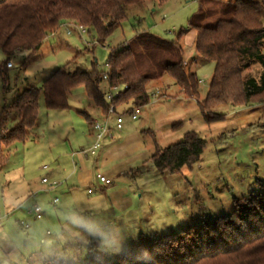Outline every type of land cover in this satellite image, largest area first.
Masks as SVG:
<instances>
[{
	"label": "rangeland",
	"instance_id": "374dc122",
	"mask_svg": "<svg viewBox=\"0 0 264 264\" xmlns=\"http://www.w3.org/2000/svg\"><path fill=\"white\" fill-rule=\"evenodd\" d=\"M233 1L145 0L141 5L127 7V20L112 31L102 46H93L96 41L93 34L77 35L73 31L67 34L73 25H62L45 38L34 54L17 52L10 58L12 66L6 71L7 78L0 81V114L16 93L29 87L41 88L58 68L64 67L68 72L76 69L89 72L95 68L106 73L111 48L122 46L142 32L174 42L180 30H189L194 15L214 7L216 10L218 4L216 7L213 3ZM214 19L208 17L201 23H212ZM190 33L186 32L179 44L184 51L185 67L201 81L198 102H202L214 65L195 54L193 44L189 43ZM260 73V66L254 64L245 75L258 81ZM166 81L171 86L158 88L157 97L160 95L162 101H167L164 97L169 96L170 100L162 109L152 107L159 108L156 112L152 108L142 110L134 124L139 125V120L144 119L159 147L180 141L186 132H195L205 141L203 153L190 169L178 173L161 174L151 161L140 168L136 181L127 186L135 195L126 210L110 205L106 196L92 189L93 197L79 191L80 195L74 199L60 194L59 190L55 207L49 205L55 192L45 193L47 202L44 201V215L39 221L25 212L34 202L32 189L54 168L55 160L59 157L68 161L69 154L76 150L73 144L76 138L80 141L91 134L78 113L88 104L82 87H77L68 98L67 110H49L40 97L35 126L26 138L10 145L0 140V213L12 212L0 221V264H42L52 255L81 262L86 259L85 245L91 239L100 242L103 255L115 257L141 240L183 231L228 215L233 210V200L264 192V104L218 106L213 111L221 118L205 121L197 101H178L179 89L168 76L163 78ZM152 84L147 85L149 90ZM173 118L179 121L175 126L162 123ZM16 123V111H9L0 127V137ZM166 127L174 129L172 135H165ZM145 139L153 151L152 137ZM44 165L49 168L47 172L42 170ZM20 221L29 229H23Z\"/></svg>",
	"mask_w": 264,
	"mask_h": 264
},
{
	"label": "trees",
	"instance_id": "16d2710c",
	"mask_svg": "<svg viewBox=\"0 0 264 264\" xmlns=\"http://www.w3.org/2000/svg\"><path fill=\"white\" fill-rule=\"evenodd\" d=\"M144 1L0 0L3 56L0 81L7 78V64L12 56L17 52L34 54L60 26L75 21L86 29L87 35L95 36L93 46H102L112 31L127 20V7ZM213 5L216 10L215 7L201 9L194 15L189 30H180L174 42L142 32L122 46L111 48L106 73L95 68L89 72L80 69L68 72L62 67L51 73L41 88L29 87L16 93L0 114V127L9 111H16L17 123L0 140L4 145L24 140L35 126L39 98H43L49 110H67L68 96L77 87H82L89 102L105 113L109 106L104 98L108 86H126L110 104L119 106L130 101L132 107H142L149 102L147 85L165 76L171 78L184 100L197 101L205 121L221 118L213 111L218 106L264 104V0H234ZM208 17L215 19L212 23H201ZM191 30L195 32V54L214 65L202 102H198L199 80L185 67L184 51L179 44L181 37ZM254 64L261 68L258 81L245 75ZM105 74L107 80L103 81ZM204 145V140L189 131L180 141L166 147L154 142L149 160L161 174L178 173L199 161ZM99 248L100 242L91 239L85 245L84 261L52 255L42 264H264V192L233 200V210L228 215L183 231L141 240L121 255L109 257Z\"/></svg>",
	"mask_w": 264,
	"mask_h": 264
},
{
	"label": "crops",
	"instance_id": "0c3cea01",
	"mask_svg": "<svg viewBox=\"0 0 264 264\" xmlns=\"http://www.w3.org/2000/svg\"><path fill=\"white\" fill-rule=\"evenodd\" d=\"M194 37L195 32L191 30L189 39V43H191V45L193 44ZM163 78L153 81L154 84H152L153 86L150 90L147 88L150 95L149 102L147 105L139 107V114L142 110L149 109L154 106H158L160 109H162V105L166 104L170 100L169 96L164 97L167 99V101H162L163 98H161L160 95L157 97L156 90H159L158 88L165 86V88L168 89L171 86V83H168L167 81L163 82ZM75 89L70 92L68 98L72 96V93ZM82 93L84 97H86L84 90ZM180 99L184 100L182 95L181 98L177 100L180 101ZM86 100L88 101L86 109H82V111L78 113L82 116L85 123L87 124L88 131L90 130V123L93 120H103L106 118V115L105 112L94 107L89 102L87 97ZM122 107V109L132 108V104L129 101L124 103ZM159 108L155 107V110L153 108L151 110L156 112ZM138 116L136 120H131L129 118L130 122L128 116H125L123 118V124L120 130L114 129L112 117H108L114 137L113 139L106 138L103 140V148L95 157L83 158L78 154L73 155V153H77L80 150L89 148L94 141L93 135L89 133V135L84 134V138H81L80 141L77 137L76 141L73 143L76 146V150H73L69 154L68 161L65 158L60 159L58 157L55 160L57 164L54 166V168L47 172L49 170L48 168L47 171H44L47 172V174L42 176L47 177L49 180L59 181L61 182V185L55 190H52V192L46 191L44 193H39L34 198V201H36L43 208L47 202V195L45 193L49 194L48 192H50V194L55 192L53 197L58 198L59 194H56V192H59L60 190V194H64L67 197L74 199L75 197L78 198V195H80L79 191L83 193L86 191V195H89V198L93 197L92 193L94 191H99L101 196H106L110 205L121 211L128 209L135 192L129 191V187L127 188V186L136 181L138 175L141 173L140 168L150 163L149 157L152 153V150L149 149V143L145 137L149 136L152 137V139L155 137L146 122L143 121L144 119L139 120V125L134 124V122L138 121ZM178 122L179 121L173 118L167 120L165 119L162 123L167 126H175ZM164 131L165 135L169 136L172 135L174 129L166 127ZM153 142H155L154 139ZM99 176H104L105 178L110 179L111 183H101L99 181ZM40 186L41 185L39 183L35 189H32V193L30 195H33L34 192L39 190L41 191L43 188ZM110 186H113L112 189H108ZM92 189H94V191H92ZM81 196H84V194H81ZM96 198L97 197L94 196V199Z\"/></svg>",
	"mask_w": 264,
	"mask_h": 264
},
{
	"label": "built area",
	"instance_id": "2783aa9c",
	"mask_svg": "<svg viewBox=\"0 0 264 264\" xmlns=\"http://www.w3.org/2000/svg\"><path fill=\"white\" fill-rule=\"evenodd\" d=\"M72 23H70L71 25ZM69 25V24H67ZM72 29H68L66 31L67 34L76 33L77 35H83L86 34V29L82 26H79L78 24L73 23L72 24ZM11 63L7 64V67H11ZM107 80V75L105 74L103 76V81ZM201 82V81H199ZM126 89V86L124 85H116V86H108L106 91H105V101L109 103V106L106 110V118L103 120H93L90 123V133L93 135V143L91 146L87 149L80 150L77 153H73V155L78 154L79 156L86 158V157H95L103 148V140L104 139H113V131L112 128L109 124L108 117L113 118V125L115 130H120L122 128L123 124V118L128 115L131 120H136L138 114H139V107H132V108H125L119 110V106H114L110 104L114 99L118 98L121 94ZM42 170L47 171L48 167L47 166H42ZM99 181L104 184H110L111 180L105 178L104 176H99ZM40 183L45 186V189H42L41 191L34 192L33 195H31V198H35L39 193H44L46 191H52L58 188L61 185V182L56 181V180H49L47 177H42L40 179ZM58 204V198L53 197L52 200L50 201V207H55ZM12 214V212L0 213V221L2 219H5L6 217H9ZM26 214L30 215L33 217L34 220L39 221L42 219L44 215L43 208L36 202L34 201L29 208L26 210ZM20 226H22L23 229H29V226L23 222H19Z\"/></svg>",
	"mask_w": 264,
	"mask_h": 264
}]
</instances>
